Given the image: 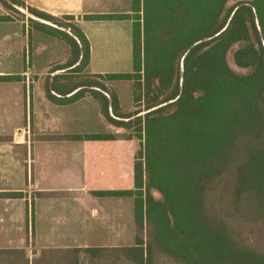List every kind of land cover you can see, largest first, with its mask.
I'll use <instances>...</instances> for the list:
<instances>
[{
	"label": "trees",
	"instance_id": "obj_1",
	"mask_svg": "<svg viewBox=\"0 0 264 264\" xmlns=\"http://www.w3.org/2000/svg\"><path fill=\"white\" fill-rule=\"evenodd\" d=\"M227 1L131 0L129 13L84 15L131 21L132 70L98 75L132 81L136 108L122 111L117 95L92 78L66 88L48 82L46 96L70 103L89 94L108 123L139 140L133 188L96 192L133 198L134 243L44 248L32 259L23 248L0 249V264H158L160 257L176 264H264V0L226 7ZM0 3L18 13L15 6H26L23 0ZM26 9L50 22L29 18L30 27L69 45L68 59L50 70L65 73L52 78L80 73L89 62L90 44L71 22L74 17ZM235 44L232 60L249 68L247 73L235 72L227 62ZM51 89L61 95L75 91L57 97Z\"/></svg>",
	"mask_w": 264,
	"mask_h": 264
},
{
	"label": "crops",
	"instance_id": "obj_2",
	"mask_svg": "<svg viewBox=\"0 0 264 264\" xmlns=\"http://www.w3.org/2000/svg\"><path fill=\"white\" fill-rule=\"evenodd\" d=\"M24 1L25 9L15 6L19 10L17 15L9 13L0 3V16H9L0 20V136L5 137L0 140V193H22V196L0 195V249L23 248L32 259L44 248L133 245L121 243L123 238H129V231L120 220L124 216L115 213L119 204H129V200L96 193L133 188V152L130 162L123 159V152H119L122 145L117 137L119 129L106 121L91 95L85 94L70 103H55L47 98L45 86L34 84L35 60L43 54L40 45L51 37L52 44L59 46L66 42L30 27L29 18L50 22L26 9L32 7L55 17L72 15L90 44L88 67L94 49L92 36H101V31L105 32L111 23L128 21L131 25V21L85 19L84 15L129 13L131 0ZM67 46L61 60L48 59L47 76L61 74L59 70H50L68 59ZM28 55L29 67H26L23 62ZM73 92L61 95L51 89L57 97H68ZM100 133H110L115 138L52 139ZM43 136L51 138L43 139ZM88 143L104 152H86ZM120 179L127 185L119 188ZM38 192L48 194L38 195ZM125 197L133 204L132 197ZM88 201L100 204L101 210L94 208V212L88 213ZM30 205H33L31 213L27 211ZM69 205H72L70 209Z\"/></svg>",
	"mask_w": 264,
	"mask_h": 264
},
{
	"label": "rangeland",
	"instance_id": "obj_3",
	"mask_svg": "<svg viewBox=\"0 0 264 264\" xmlns=\"http://www.w3.org/2000/svg\"><path fill=\"white\" fill-rule=\"evenodd\" d=\"M24 1V0H23ZM241 0H228L226 3V7H230L236 3H238ZM25 2V1H24ZM130 5V3H129ZM18 8H21L20 6H17ZM130 7V6H129ZM25 9V8H24ZM9 13L17 15V11H9ZM64 20V19H63ZM62 20V21H63ZM65 21V20H64ZM75 23V19L73 21ZM108 24V23H106ZM112 26L108 27L104 31H101V36H92V42L94 49L92 51V60L90 62V65L86 68H84L80 73H68L67 76L62 78H52L50 76H47L48 72V66L47 61L48 59H55V60H61L64 53L66 52L68 46L66 43H60L58 46L56 44H52L54 42V39L49 38V41H45L42 45H40L43 49V54L40 57H37L35 60L36 68L34 69V72L37 74V81L34 84H37L38 86H46L49 82L50 85L54 86H60L61 88H66L72 85H83L85 82V78H92L101 80L105 83L109 91L114 92L119 100V104L121 106L122 111L124 112H132L135 110L136 106L132 99V92H133V86L132 81L130 80H106L101 77V75L95 74V73H124V72H130L132 70V60H131V25L128 21H122L118 23H111ZM42 36H44L42 34ZM55 42H57L55 40ZM237 48V44H235L226 55L227 62L229 66L237 73H247L249 71V68H242L237 66L233 60H232V53ZM26 62V67H29V55L27 60L23 62V65ZM61 74H64V70L57 71ZM70 72V71H68ZM89 72H95L93 74H89ZM112 115V114H111ZM23 121H25L23 119ZM119 132L117 134V137L119 138V142L122 144L119 147V152H123V159L125 161L130 162L131 153L133 152V157L135 158L137 151L139 149V140L135 137H132L131 139H127L126 135L130 132V130H127L123 127H118ZM98 146V145H97ZM94 145H91L88 143L86 145V152H104L102 149H94ZM29 148V152H30ZM26 152V148L23 150ZM123 185H127L125 181H122L120 179L118 187L121 188ZM152 194L156 199H159L161 197L160 193L154 189H152ZM32 199V198H31ZM121 199H124V201L129 202L127 203H121L119 204L117 210H115V213L120 214V216H124V219H120L124 224H126V228L129 231V238H123L121 240V243H129L133 244L134 239V227L132 229L133 225V204L130 198L121 196ZM32 201H30L31 203ZM29 203V202H28ZM38 208L41 207L39 204L37 206ZM72 205L68 206V209H70ZM87 209L88 213L94 212V208H96L98 211L101 210L100 204L96 202H89L87 203ZM29 208V209H28ZM27 208L28 212L33 211V205H30V207ZM67 208V206H66ZM123 218V217H122ZM33 255L31 254L30 257ZM105 262V260H103ZM102 264H104V262ZM158 264H176L173 261H171L167 257H160L158 259Z\"/></svg>",
	"mask_w": 264,
	"mask_h": 264
}]
</instances>
